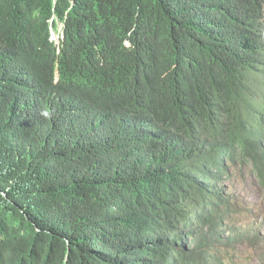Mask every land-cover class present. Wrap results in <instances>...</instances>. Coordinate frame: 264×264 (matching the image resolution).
Wrapping results in <instances>:
<instances>
[{
    "label": "trees",
    "instance_id": "1",
    "mask_svg": "<svg viewBox=\"0 0 264 264\" xmlns=\"http://www.w3.org/2000/svg\"><path fill=\"white\" fill-rule=\"evenodd\" d=\"M242 174L264 0H0V264H225Z\"/></svg>",
    "mask_w": 264,
    "mask_h": 264
},
{
    "label": "rangeland",
    "instance_id": "2",
    "mask_svg": "<svg viewBox=\"0 0 264 264\" xmlns=\"http://www.w3.org/2000/svg\"><path fill=\"white\" fill-rule=\"evenodd\" d=\"M55 38L56 35L52 34ZM235 196L246 206L239 219L235 221L236 228L245 236L237 240L231 247H224L221 259L225 264H264V188L258 179L252 175H241L238 177ZM259 232L257 241L253 235ZM228 234L225 232L224 238ZM263 251V253H261Z\"/></svg>",
    "mask_w": 264,
    "mask_h": 264
}]
</instances>
